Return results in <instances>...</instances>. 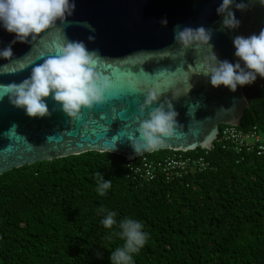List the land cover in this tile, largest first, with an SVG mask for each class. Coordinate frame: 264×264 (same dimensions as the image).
<instances>
[{
  "label": "trees",
  "instance_id": "trees-1",
  "mask_svg": "<svg viewBox=\"0 0 264 264\" xmlns=\"http://www.w3.org/2000/svg\"><path fill=\"white\" fill-rule=\"evenodd\" d=\"M240 127L264 134V85ZM163 151L147 155H204L210 165L143 180L125 156L88 151L0 175V264H111L108 247L123 241L106 239L102 209L144 223L149 240L136 264H264V153L216 142ZM97 171L112 180L106 196L95 191Z\"/></svg>",
  "mask_w": 264,
  "mask_h": 264
},
{
  "label": "water",
  "instance_id": "water-1",
  "mask_svg": "<svg viewBox=\"0 0 264 264\" xmlns=\"http://www.w3.org/2000/svg\"><path fill=\"white\" fill-rule=\"evenodd\" d=\"M76 9L67 23L57 21L28 43L12 45L11 60L0 59V175L38 161L54 160L88 151L109 152L132 160L135 153L129 137L138 136L141 114L150 89L161 92L154 105L171 100L178 112L175 134L163 150L189 152L211 150L222 125H241L249 102L260 96L264 78L238 88L213 87L210 78L198 75L207 47L183 49L174 40L176 25L215 29L214 50L221 60L236 62L233 38L250 36L264 29V7L236 11L242 21L236 31L220 30L216 8L222 0H75ZM167 18L168 25L160 21ZM90 23L92 32L83 22ZM44 34V35H43ZM94 35L96 40L89 41ZM15 39L0 26V46ZM68 40L84 41L100 53L97 70L112 78L107 102L83 109L81 118H70L53 99L50 116L33 118L14 107L6 87L28 78L36 64L58 54ZM121 81L125 86L121 87ZM159 83L165 87H159ZM191 89V91H190ZM179 97V98H177ZM152 108L148 109L151 112ZM139 118V119H138ZM15 125V129L13 126ZM148 154V153H144ZM142 154V155H144Z\"/></svg>",
  "mask_w": 264,
  "mask_h": 264
},
{
  "label": "clouds",
  "instance_id": "clouds-1",
  "mask_svg": "<svg viewBox=\"0 0 264 264\" xmlns=\"http://www.w3.org/2000/svg\"><path fill=\"white\" fill-rule=\"evenodd\" d=\"M257 3L264 7V0H222L216 8L217 14L222 18L220 30H238L242 21L237 18L235 10L249 11ZM75 9V0H0V26L15 34L12 44L7 48L0 46V59L13 58L12 45L16 42H30L29 37L35 39L56 25L57 21L66 24L67 17L72 16ZM160 23L166 27L167 18H163ZM83 24L92 32L96 31L90 23L85 21ZM215 31L204 26L182 28L176 25L174 28V40L183 49L207 46L211 50L210 55L203 60L198 75L209 77L213 87L224 86L232 92L254 84L258 78H264V29L258 34L237 35L233 38L237 58L235 63L227 59L221 60L215 52V46L211 42ZM88 40L94 42L96 37L89 35ZM99 58V51L89 50L84 41L67 39L58 54L49 56L42 64H36L28 78L6 87L9 101L30 117L43 118L51 115L46 99L50 98L70 118L79 120L83 109L106 103V93L113 87L112 78L97 70ZM161 96L157 89H150L140 106L141 114L147 113V118L140 119L137 129L139 135L129 137L138 156L166 149L168 145L165 138H171L175 134L179 114L171 100L155 107ZM149 108H152L151 112H148ZM94 178L95 191L100 196H106L112 188V180L105 179L100 171L95 173ZM101 211V224L110 230L106 239L111 241L113 237H119L123 241L114 250L108 247L111 264H136V256L149 240L144 223L131 217L118 221L116 211Z\"/></svg>",
  "mask_w": 264,
  "mask_h": 264
},
{
  "label": "built area",
  "instance_id": "built-area-1",
  "mask_svg": "<svg viewBox=\"0 0 264 264\" xmlns=\"http://www.w3.org/2000/svg\"><path fill=\"white\" fill-rule=\"evenodd\" d=\"M264 134L257 128L243 129L239 125H222L216 143L223 148L233 147L236 151L256 150L264 153ZM210 163L204 155H171L160 159H152L147 154L128 160L130 174L143 180H152L159 174L168 181L183 177L188 172H202Z\"/></svg>",
  "mask_w": 264,
  "mask_h": 264
},
{
  "label": "snow or ice",
  "instance_id": "snow-or-ice-1",
  "mask_svg": "<svg viewBox=\"0 0 264 264\" xmlns=\"http://www.w3.org/2000/svg\"><path fill=\"white\" fill-rule=\"evenodd\" d=\"M44 34H45V33H44ZM44 34H43V35H44ZM199 67H202V65H199ZM120 86H121V87L125 86L124 81H121V85H120ZM158 86L161 87V88L165 87V85L162 84V83H159Z\"/></svg>",
  "mask_w": 264,
  "mask_h": 264
},
{
  "label": "rangeland",
  "instance_id": "rangeland-1",
  "mask_svg": "<svg viewBox=\"0 0 264 264\" xmlns=\"http://www.w3.org/2000/svg\"><path fill=\"white\" fill-rule=\"evenodd\" d=\"M263 137H264V135H263ZM163 152H165V153H172V151H170V150H165ZM173 153H175V152H173Z\"/></svg>",
  "mask_w": 264,
  "mask_h": 264
}]
</instances>
